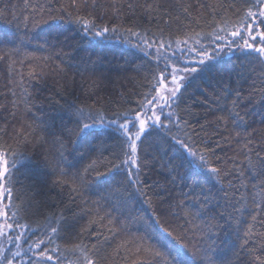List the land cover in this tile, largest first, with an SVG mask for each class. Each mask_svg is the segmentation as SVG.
<instances>
[{"label": "snow or ice", "instance_id": "6c2138e0", "mask_svg": "<svg viewBox=\"0 0 264 264\" xmlns=\"http://www.w3.org/2000/svg\"><path fill=\"white\" fill-rule=\"evenodd\" d=\"M246 3L247 10L240 23L233 25L231 30L225 23V26H218L208 34L216 44L211 51L202 42L207 37L200 33H196V39L187 37L184 40L176 38L173 41L157 38L159 46L156 47L157 40H153L147 32L134 31L132 28L125 29L130 37L136 38V43L132 46L146 59L155 61L151 76L146 78L145 87L148 90L140 94V99L134 107L109 113L80 102L78 97L68 99L63 95V90L58 93L64 99L62 104L59 100L55 101L59 112L62 113L59 127H54L51 121H41L43 130L54 137L52 143L55 152L44 155L43 163L48 171L40 176L36 191L44 195L45 203L54 200L51 195L53 191H56L57 197H63L67 181L61 177L68 174L69 168H76L72 175L73 184L77 186L69 188L66 200L57 201L62 205L59 214H53L52 219L46 218V223L42 226L44 231L29 247L35 258L30 259L29 264H49L53 261L50 251L57 252L58 246L50 250L48 245L55 243L56 239L68 237H75L80 241L72 248L74 252L79 253V256L77 260L69 261V264H100L102 259L100 248L95 244L89 247L82 243L85 233H88L89 237L96 235L89 231L95 221L89 220L87 225H80L79 222L84 216L98 215L100 207L99 201H93L92 208L86 207L88 202L83 200L84 191L100 196L101 200L107 202L111 212L124 215L130 203L135 201L146 204L155 215L154 197L161 203L167 202L168 208L171 209L173 192L177 187L183 185L191 191L198 185V180L203 178L205 182H212V188H215L216 192L214 193L212 188L205 190L203 185H199L204 204H200L195 213H189L185 209L186 214L200 215L205 205L210 204L219 194L222 193L223 198L228 200L229 190L238 191L237 183L245 187V168L253 177L264 175V157H261L259 152L255 153L260 161L258 168L252 162V149L249 147L252 144L251 139H247L242 149L246 163L232 159V167L224 168L226 161L216 154L217 148L223 150L222 143H229L221 139V133L227 131L229 122L233 128L241 130L236 132L237 138L242 132H247L250 114L258 115L261 122H264V72L245 89L244 84L250 79L248 65L242 61L239 66L227 67L228 62L224 61L222 55L238 51L245 56L249 64L256 62L264 68V30H261L264 29V0H246ZM73 6L76 8V14L62 5L55 10L49 8L47 20L37 21L47 26L45 43H48L50 38L53 48L67 47L72 51H78L82 50V42L86 40L89 43L96 41L94 47H104L102 42L113 39L114 35L120 32L121 29L117 24L104 20L106 10L101 11L99 16L94 15L93 12H89L87 16L81 15L79 10L81 7L89 6L88 0H79L78 4L77 0H73ZM91 7L93 10L104 8L103 5H97L96 0H92ZM121 7L119 3L112 5L114 17L120 14ZM127 7L130 10L134 9L132 3ZM148 9V18L151 20L153 18L151 12L155 9L153 5H148ZM40 10L42 6L34 9V11ZM184 11L187 12L188 9L184 8ZM27 20L28 18L25 17L26 24ZM98 20L100 22H97ZM10 35L7 29H0V45H13L6 51L0 50V62L11 60L12 55L19 51L16 42L9 38ZM129 43L131 44V41ZM181 44L184 45L183 48L180 47ZM169 50L171 55L168 54ZM177 51L180 55H176ZM57 58H60L59 53ZM20 63L23 64L24 61L21 60ZM102 65L103 58L100 56L96 60H92L91 56L80 57L79 63L69 64L68 68L74 72L69 87L75 86V75L83 77L85 72H92L94 75L98 72L97 79L89 85L90 89H98L103 80L110 79L109 73L112 70L111 68L100 70ZM221 65L225 66L221 68ZM55 71L66 78L64 68L57 65ZM18 75L20 80L17 86L21 88L27 102L31 98V93L24 87L23 75L19 73ZM29 78L41 80V77L31 72ZM201 85L205 86L202 90ZM194 86L201 90V95L205 96L204 100L195 101L205 109L203 115L192 111L191 106L180 109V102L189 95V89ZM80 88L85 95H88V89H84L83 83ZM215 112L223 113L211 122L217 126L215 133L217 139H205L201 133L205 132L209 124L206 117ZM201 120L204 122L202 123ZM69 124L72 126L69 127ZM146 142H151L149 147L154 148L151 160L143 155ZM36 143H45L44 137H39ZM104 153H108L111 159L104 156ZM94 154L103 156L106 172L102 173L98 170L97 160L91 159ZM9 155L13 157L11 162L8 160ZM69 155L72 156V160L68 159ZM86 159L90 162L82 168L78 167ZM156 164H159L160 173L165 176L167 185L162 184L158 179L149 183L151 177L145 169H151ZM185 165L188 171L182 172L181 169ZM16 167L15 153H12L10 148L0 146V218L3 219V226L10 230L6 238L21 240L27 232L12 237V232L17 228L28 227L12 219L15 216L13 212L15 205L11 201L12 170ZM92 173L97 178L95 181L89 179ZM189 180L192 181L191 184L188 183ZM261 183L264 184V181ZM252 188L256 189L257 185L253 184ZM179 194L191 200L189 194L183 190ZM199 199L198 195L192 201L193 207ZM243 200L244 197H241V201ZM39 204L40 202H37V207ZM228 204L234 212L248 210L246 205L244 209L238 208L231 200H228ZM252 205L254 211L251 214V223H248L244 230L243 238L237 231L240 244L236 255L239 257V250H244L251 254L252 264H264V187L253 195ZM175 207L184 209V200H180ZM111 212L105 215L110 216ZM161 214H164L163 211ZM172 214L175 215L174 212ZM112 219L115 220L116 217ZM240 222L236 223L239 225ZM111 224L112 221L109 222L110 231L115 235ZM148 228L151 231L146 229L145 236L134 241L139 245L136 251L149 253L158 264H225L223 258L214 249H196L189 255L185 251L186 245L177 247L168 239L171 232L163 227L159 218L154 224H149ZM126 230L127 225L122 223L121 231ZM0 236H5V233L0 232ZM145 240H155L166 250L165 253L153 252L151 246L144 247ZM250 243L254 246L249 247ZM17 248L19 249V245ZM20 256L19 250L14 252L11 258L0 250L2 264H13V260ZM168 257L171 259L169 260Z\"/></svg>", "mask_w": 264, "mask_h": 264}, {"label": "trees", "instance_id": "16d2710c", "mask_svg": "<svg viewBox=\"0 0 264 264\" xmlns=\"http://www.w3.org/2000/svg\"><path fill=\"white\" fill-rule=\"evenodd\" d=\"M91 2L92 0H88L89 6L80 8L81 15L87 16L89 12H93L94 15L99 16L101 11L106 10L104 20L117 24L121 30L114 35L113 39L102 42L104 47H94L96 41L89 43L86 40L82 42V50L72 51L67 47L53 48L50 38H48L49 42L45 43L47 26L37 23V21L47 20L49 8L55 10L62 5L68 11L76 14L73 0H0V29H7L11 34L9 38L13 39L19 47V51L12 55L11 60L0 62V146L10 148L11 152L15 153L17 163V167L12 170L11 201L15 205L13 208L15 216L12 219L17 220L21 225H28L27 228H24L25 231L35 238L44 231L42 226L46 223V218L52 219L53 214H59L62 205L57 201L66 200L69 188L77 186L73 184L72 175L76 168H69L68 174L61 177L67 181L63 197H57L56 191H53L51 195L54 200L45 203L44 195L38 194L36 191V187L40 183V176L48 171L43 163L44 155L55 152L52 143L54 137L48 131L43 130L41 121H51L54 127H59L62 113L59 112L55 101L59 100L62 104L64 99L58 93L63 90V95L68 99L78 97L80 102H85L96 109H103L109 113L134 107L140 99V94L148 90L145 87L146 78L151 76L155 61L146 59L132 46L136 43V38L130 37L125 29L132 28L134 31L147 32L153 40L159 38L174 41L176 38L184 40L187 37L196 39V33H200L207 37L202 42L211 51L216 44L212 42L208 34L218 26H225V23L231 30L233 25L242 21L244 12L247 10L246 0H96L97 5H103L104 8L95 10L92 9ZM78 3L79 0H77ZM114 3H119L122 6L120 14L115 17L112 9ZM129 3L134 5V9H128ZM148 5H153L155 9L151 12L153 17L151 20L148 18ZM38 6H42V10L34 11ZM184 8H187L188 11L185 12ZM25 17L28 18L27 24ZM158 46L157 40L156 47ZM189 46H192L191 40ZM12 47L13 45H0V50L6 51ZM57 53L60 58H57ZM222 55L224 61L228 62L227 67L239 66L242 61L248 65L250 79L244 84L245 89L264 72L261 65L256 62L249 64L245 56L238 51ZM87 56H91L92 60H96L98 56L102 57L103 65L100 70L111 68L110 79L103 80L98 89H90L89 85L97 79L99 73L94 75L92 72H85L83 77L75 75L76 84L69 87V81L73 78L74 72L68 68V65L79 63L80 57ZM21 60L24 61L23 64L20 63ZM57 65L64 68L66 78L57 74L55 71ZM224 66L221 65V68ZM30 72L41 77V80L30 79ZM18 73L23 75L24 87L31 93V98L27 102L21 88L17 86L20 80ZM81 83H83L84 89H88V95L81 91ZM204 87L201 85V90ZM233 87H235L234 80ZM201 90L195 86L189 89V95L180 102V109L191 106L192 111L203 115L205 109L195 103V101L205 99V96L201 95ZM219 115H223V113L215 112L207 115L206 119L209 124L205 132L201 133L205 139H217L215 134L217 126L211 122ZM248 119L247 132H242L240 137H236V132L241 130L233 128L230 122L227 131L221 133V139L229 141V143H222L223 150L216 149V154L226 161L223 165L224 168L232 167V159L237 162H245L242 149L247 139L252 141L249 147L252 149V162L257 168L260 161L255 153L259 152L260 156L264 157V122H261L258 115L250 114ZM201 122L204 121L201 120ZM197 130H199L198 127ZM39 137H44L45 143L37 144L36 141ZM150 143L146 142L143 153L148 160H151L154 155V148L149 147ZM104 156L111 159L108 153H104ZM12 159V155H9V162ZM68 159L72 160V156L69 155ZM91 159L97 160L100 172H106L103 156L94 154ZM89 162L86 159L78 167L82 168ZM145 171L151 177L149 183L158 179L162 184L167 185L165 176L160 173L159 164L151 169H145ZM181 171H188L187 165ZM244 171L245 187H241L237 183L238 191L229 190L228 197V200H231L238 208L244 209L246 205L248 210L243 212H234L229 206L228 200L223 198L221 193L210 204L205 205L200 215L186 214L185 209L189 213H195L200 204H204L199 185H203L205 190L212 188V182H205L203 178L198 180V185L191 191L184 188L183 185L177 187L173 192L174 199L171 209L168 208L167 202L161 203L154 197L155 215L146 204L135 201L130 203L124 215L111 212L107 202L101 200L100 196L90 191H84L83 200L88 202L85 206L92 208V202L99 201L100 207L98 215L84 216L80 220V225H87L89 220L95 221L89 231L96 235L89 237L88 233H85L82 243L89 247L95 244L100 248L102 257L100 264H158V261L152 259L149 253L144 251L138 253L136 249L139 245L134 241L144 237L146 229L151 231L148 225L154 224L155 220L159 218L163 227L168 228L171 232L168 239L172 240L177 247L186 245L185 251L189 255L196 249L211 248L223 258L225 264H252L250 253L239 250V257L236 255L240 244L237 231L243 238L244 230L248 223H251V214L254 211L252 197L260 191L261 187H264V184L261 183L264 181V175L253 177L247 168ZM89 179L95 181L97 178L92 173ZM188 183L191 184L192 181L189 180ZM253 184L257 185L256 189L252 188ZM181 190L188 193L191 200L180 195ZM212 191L215 193L216 189L212 188ZM198 195L200 199L193 207L192 201ZM241 197H244L243 201H241ZM180 200H184V209L175 207ZM238 201L240 202L237 203ZM37 202H40L39 207H37ZM107 212H111V215L106 216ZM173 212L175 215L172 214ZM113 217L116 219L113 220ZM110 221H112L111 228L115 230V235L110 231ZM237 221H241L239 225L236 223ZM122 223L127 225L126 231H121ZM159 230L157 227V231ZM77 242L80 241L75 237H68L56 239L55 243L49 244L50 250L58 246L57 252L50 251L53 261L49 264H69V261L77 260L79 253L72 250L73 245ZM148 246H151L153 252L165 253L166 251L155 240H145L144 247ZM253 246L252 243L249 244V247ZM13 249L14 245L10 243L4 254L11 258ZM57 257H59V262H57ZM30 259L35 258L29 257L24 264H29ZM168 259L171 258L168 257Z\"/></svg>", "mask_w": 264, "mask_h": 264}, {"label": "rangeland", "instance_id": "374dc122", "mask_svg": "<svg viewBox=\"0 0 264 264\" xmlns=\"http://www.w3.org/2000/svg\"><path fill=\"white\" fill-rule=\"evenodd\" d=\"M264 30V29H261ZM181 48L184 47V45H180ZM163 51V50H162ZM169 55H171V51L169 50L168 52ZM176 55H180V53L177 51ZM10 230L5 228L3 226V219L0 218V232L5 233V236H0V250L4 251L6 250L7 247H9L10 243H13L14 249L12 251V254L19 250L21 252L20 257H16L13 260V264H22L24 261H26L29 257H33L32 251H29L30 245L33 244V242L37 239L34 236H30L28 233L26 236H24L21 240H15L13 238H6L7 233ZM26 232L24 228H17L15 232H12V237L17 235L18 233H24ZM17 245H19V249L17 248ZM2 264V262H0Z\"/></svg>", "mask_w": 264, "mask_h": 264}, {"label": "bare ground", "instance_id": "6f19581e", "mask_svg": "<svg viewBox=\"0 0 264 264\" xmlns=\"http://www.w3.org/2000/svg\"><path fill=\"white\" fill-rule=\"evenodd\" d=\"M26 261H24L22 264H24Z\"/></svg>", "mask_w": 264, "mask_h": 264}]
</instances>
